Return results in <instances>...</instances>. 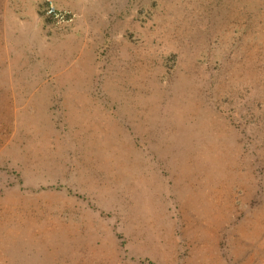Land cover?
<instances>
[{"label": "rangeland", "instance_id": "rangeland-1", "mask_svg": "<svg viewBox=\"0 0 264 264\" xmlns=\"http://www.w3.org/2000/svg\"><path fill=\"white\" fill-rule=\"evenodd\" d=\"M56 2L79 52L0 89V264H264V0Z\"/></svg>", "mask_w": 264, "mask_h": 264}, {"label": "crops", "instance_id": "crops-1", "mask_svg": "<svg viewBox=\"0 0 264 264\" xmlns=\"http://www.w3.org/2000/svg\"><path fill=\"white\" fill-rule=\"evenodd\" d=\"M26 1L30 0H0V67H3L0 74L4 77V80L0 81V89H27L28 85H21L23 82L13 78L14 74L28 71L26 67L29 63L22 62V59L18 60L19 55L23 53L45 56L46 53L79 52L77 47L71 46V41L74 40H72L74 31L82 25L80 19L72 30L73 33L66 34L65 40L62 41L60 38L57 39V36L60 35L53 29L51 21L44 14L45 18L43 17L38 7L34 8V4H27ZM55 35L57 36L55 37ZM35 70L28 73L32 75L31 72H35ZM43 71L44 74L42 73L39 78L40 81L29 83H37L39 87L43 85V89L46 90L72 88L71 83L73 82L63 83L60 77H52L54 70ZM24 84L26 83L24 82ZM78 84L77 87L75 86L77 89L88 87L85 86L86 83Z\"/></svg>", "mask_w": 264, "mask_h": 264}, {"label": "built area", "instance_id": "built-area-1", "mask_svg": "<svg viewBox=\"0 0 264 264\" xmlns=\"http://www.w3.org/2000/svg\"><path fill=\"white\" fill-rule=\"evenodd\" d=\"M45 15L61 31H68L73 28L76 14L68 9L61 8L56 0H45Z\"/></svg>", "mask_w": 264, "mask_h": 264}]
</instances>
